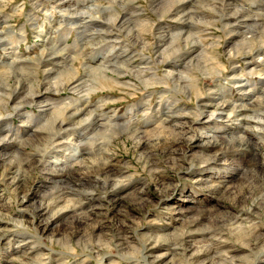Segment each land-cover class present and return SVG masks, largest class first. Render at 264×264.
Returning a JSON list of instances; mask_svg holds the SVG:
<instances>
[{
	"label": "clouds",
	"instance_id": "clouds-1",
	"mask_svg": "<svg viewBox=\"0 0 264 264\" xmlns=\"http://www.w3.org/2000/svg\"><path fill=\"white\" fill-rule=\"evenodd\" d=\"M0 264H264V0H0Z\"/></svg>",
	"mask_w": 264,
	"mask_h": 264
}]
</instances>
